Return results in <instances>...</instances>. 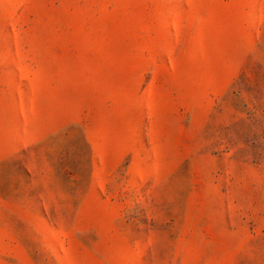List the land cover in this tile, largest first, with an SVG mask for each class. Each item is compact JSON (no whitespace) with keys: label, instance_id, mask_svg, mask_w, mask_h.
Returning <instances> with one entry per match:
<instances>
[{"label":"rangeland","instance_id":"rangeland-1","mask_svg":"<svg viewBox=\"0 0 264 264\" xmlns=\"http://www.w3.org/2000/svg\"><path fill=\"white\" fill-rule=\"evenodd\" d=\"M0 264H264V0H0Z\"/></svg>","mask_w":264,"mask_h":264}]
</instances>
